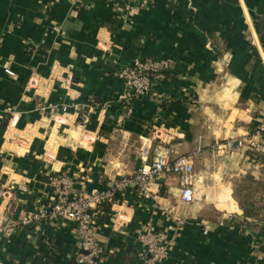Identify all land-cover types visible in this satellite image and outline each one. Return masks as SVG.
I'll use <instances>...</instances> for the list:
<instances>
[{
  "label": "crops",
  "instance_id": "obj_1",
  "mask_svg": "<svg viewBox=\"0 0 264 264\" xmlns=\"http://www.w3.org/2000/svg\"><path fill=\"white\" fill-rule=\"evenodd\" d=\"M136 59L166 66L129 99ZM263 116L264 0H0V264H86L75 223H22L58 201L50 178L67 174L70 197L109 188L167 147L191 158L194 200L180 175L149 197L131 184L96 219L97 264H143L146 222L172 242L157 264H264L233 189L253 161L225 146Z\"/></svg>",
  "mask_w": 264,
  "mask_h": 264
},
{
  "label": "built area",
  "instance_id": "obj_2",
  "mask_svg": "<svg viewBox=\"0 0 264 264\" xmlns=\"http://www.w3.org/2000/svg\"><path fill=\"white\" fill-rule=\"evenodd\" d=\"M164 66H166L164 63L136 59L132 65L123 68L119 75L129 89V99L142 98L152 94L154 80ZM6 72L14 75L10 69H6ZM262 132H264V116L256 130L257 138L254 136L248 139L231 137L225 146L231 150L246 149L260 152L264 148L261 139ZM169 174L180 175L184 186L182 199L186 202L193 201L196 192L192 182L193 162L189 156H175L172 148L167 147L151 163L142 165L132 177L123 176L115 181L112 187L91 188L75 197L69 196L73 181L67 174L51 177L50 184L59 196L58 201L49 209L25 216L22 223H42L58 218L75 223L81 236L78 262L97 264L96 259L102 256L103 248L94 225L104 204L114 201L115 197L120 192H126L131 184L137 187L140 195L149 197L154 181L160 176ZM7 192L6 189L0 187V197L8 195ZM208 228L209 226L206 225L205 234L208 233ZM8 230L9 228L0 225V236L7 233ZM136 238L143 249L141 252L143 264H157L168 258L172 242L165 234L157 231L151 222L142 225Z\"/></svg>",
  "mask_w": 264,
  "mask_h": 264
},
{
  "label": "trees",
  "instance_id": "obj_3",
  "mask_svg": "<svg viewBox=\"0 0 264 264\" xmlns=\"http://www.w3.org/2000/svg\"><path fill=\"white\" fill-rule=\"evenodd\" d=\"M262 138L264 139V132H262ZM253 151H248L251 161H264V154L260 155L259 152ZM262 161L261 163L264 165ZM233 189L234 198L242 210L245 223L249 224L251 220H255L264 227V171L260 177L247 173L237 178L233 183ZM258 189L263 192L261 196L257 192Z\"/></svg>",
  "mask_w": 264,
  "mask_h": 264
},
{
  "label": "rangeland",
  "instance_id": "obj_4",
  "mask_svg": "<svg viewBox=\"0 0 264 264\" xmlns=\"http://www.w3.org/2000/svg\"><path fill=\"white\" fill-rule=\"evenodd\" d=\"M261 139L263 141V147H264V139L262 138L261 136ZM254 152V151H253ZM257 152V151H256ZM260 155L261 154H264V148H263V151L262 152H259ZM262 161V160H261ZM261 161H258V162H253V165L255 166H252V169L249 171V173H252L253 175H255L256 177H260L261 175H263V171H264V165L261 163ZM264 162V161H262ZM238 177H236L235 179H237ZM259 193V195L261 196V193L263 194L262 190H259L257 191ZM259 196V197H260Z\"/></svg>",
  "mask_w": 264,
  "mask_h": 264
}]
</instances>
